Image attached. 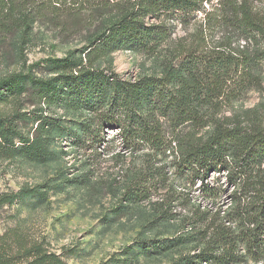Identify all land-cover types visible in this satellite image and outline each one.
I'll return each mask as SVG.
<instances>
[{
  "label": "trees",
  "instance_id": "1",
  "mask_svg": "<svg viewBox=\"0 0 264 264\" xmlns=\"http://www.w3.org/2000/svg\"><path fill=\"white\" fill-rule=\"evenodd\" d=\"M191 21L198 25L183 40L168 43L173 23ZM37 23L64 34L87 29L86 43L52 60L46 75L13 71L2 77L0 103L20 98L29 82L32 104L48 109L59 103L66 112L88 114L68 133L77 144L97 150L104 129L116 128L131 154L151 159L169 151L185 174L199 178L225 171L234 186L232 207L194 222L203 245L184 257L185 264L264 259L263 118L257 108L218 117L224 105L262 86L264 0H0L1 36H28ZM119 49L163 55L160 73L128 79L101 65ZM45 109L37 110L34 137L23 147L42 160L50 154L42 144L45 133L62 128L61 119ZM6 121L1 114L0 139ZM147 182L138 173L126 183L123 200L144 198ZM34 192H0V217L5 205ZM0 264L66 263L43 240L6 229L0 233Z\"/></svg>",
  "mask_w": 264,
  "mask_h": 264
},
{
  "label": "rangeland",
  "instance_id": "2",
  "mask_svg": "<svg viewBox=\"0 0 264 264\" xmlns=\"http://www.w3.org/2000/svg\"><path fill=\"white\" fill-rule=\"evenodd\" d=\"M186 25L173 23L168 43L183 40L198 21ZM86 37L87 29L64 34L39 23L31 26L28 36L0 35V79L13 71L46 75L52 60L83 48ZM162 57L119 49L100 64L133 79L160 73ZM259 70L261 88L250 90L231 107L224 105L218 117L257 108L264 122V61ZM31 92L26 82L20 98L0 103V115L8 118L0 139V192L36 190L5 205L0 233L10 229L27 240H43L66 264H185L184 257L203 245L192 230L201 226L194 222L204 213L211 218L231 209L234 186L225 171L199 178L185 174L169 151L151 159L140 152L131 154L116 128L104 129L97 150L84 147L68 133L88 114L66 112L59 103L48 109L32 104ZM38 109L62 123V128L45 133L42 144L50 153L45 160L23 149L24 141L34 137ZM23 113L25 117L18 116ZM138 173L148 179L146 196L123 200L126 183ZM242 264H264V259Z\"/></svg>",
  "mask_w": 264,
  "mask_h": 264
}]
</instances>
